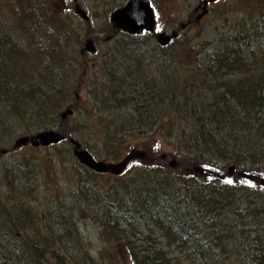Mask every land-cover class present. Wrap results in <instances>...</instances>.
Wrapping results in <instances>:
<instances>
[{
    "label": "rangeland",
    "instance_id": "rangeland-1",
    "mask_svg": "<svg viewBox=\"0 0 264 264\" xmlns=\"http://www.w3.org/2000/svg\"><path fill=\"white\" fill-rule=\"evenodd\" d=\"M171 1V6L165 5L164 8H161V12L157 9L158 31L171 33L172 30L178 29L177 26L164 28L162 21L169 14H173L182 22L181 19L188 12L180 0ZM184 1L192 2V0ZM126 2L127 0H77V3L89 15L90 21L86 22L76 13L73 0H0V38L5 41V44H2L6 48L4 50L12 49L15 53L13 59L16 61L19 59L25 63V66L35 65L36 71H39L35 72L34 66L31 72H20L24 75V79L20 80L18 84H21L24 90H29L32 87L39 88V86L46 88L48 85L54 84L61 91H68L71 97L68 105L76 102V93L78 94V106L74 107V114L66 122L62 131L78 141L87 140L88 145L84 148L97 160L118 162L129 151L138 148L147 152L146 157H151V160L148 161L159 163L165 169H172L168 160L174 157L179 161L173 151L172 143L177 139L178 131L172 133L165 140H161L163 143L161 142L160 145L163 147L159 151H156V148H152V146L144 147L147 139L140 138V141L128 150L106 152L100 143V139L98 140L100 131L96 130L95 132L87 123V121L93 122L95 116L107 117L109 113L108 110H92L96 98L94 91L100 87L102 90L105 88L109 91L114 88V84L105 81L102 74L104 72L103 67H106L105 71L109 68L115 70V63H117L115 57L119 55L118 48L124 42L128 41L127 44L129 45L141 46L142 49L140 48V53H137L136 57L140 59L137 62L142 72H149L152 75L161 74L157 61L151 57V52L159 46L153 34L147 33L136 36L132 41L121 33L116 34L111 41L105 39L112 34L109 20L111 12ZM253 31L264 32V0H220L201 22L191 25L186 30H180L179 38L166 50V53H174L175 56L187 63L198 61L201 66L204 65L202 71L206 72L205 64L218 45L226 42L229 37L237 33L246 32L254 35ZM89 37L96 41L97 52L95 54L81 52ZM252 40H254V47L259 53L258 56L261 57L264 50V42L262 41L264 40L261 37L259 42L255 41L254 37ZM39 43L43 47H40ZM0 49L3 51V47ZM250 52V49L244 50V56L249 58L248 67L258 64V68H261L259 71H263L264 64L261 61L257 63L254 59L252 60ZM45 53L50 55L51 63L58 62L61 69L67 67L71 70L65 76L62 75L60 79L57 78V84L50 78L49 69L43 68L40 63L41 57ZM113 60L115 61L112 62ZM176 60H169V63L174 62L167 65V71L164 72V75L179 68H181L180 72H185V68ZM160 65L163 68L161 63ZM192 66V71H196V66L194 64ZM255 72L257 70L253 69L250 74ZM2 73L0 75L3 78L11 75L10 72ZM239 77L241 76L237 71L217 70L214 75L209 73L206 86L208 91L215 90L217 94H220L221 91H225V89H220L221 86L229 81L236 82ZM34 94L35 98L39 96L37 93ZM47 98L48 101H51L52 96H47ZM0 106L9 108L6 103ZM128 107L126 106L125 109ZM64 108L46 111L40 117L41 127L31 126L29 121L19 119L15 126L12 123L15 120H7L6 124L11 126V137L8 135L10 131L0 132V137L5 138V140H0V147L10 149L9 153L0 156L1 203L9 209L17 204V197L23 195V208L30 209L34 215L33 219L35 218L36 221V225H26L20 229V234L24 238L34 240L40 238L45 248L49 246V248L54 249L56 254L60 252L65 260L62 264H67L74 254L78 256V259L75 260H79L82 264H135L134 258L131 256V248L143 256L147 255L148 264L159 263L158 260L156 262L154 259L158 253H161L158 255L159 259L165 264H248L247 256L255 254L257 252L256 244L258 245L259 240H264V224L260 222L264 217L257 212L258 207L264 204V187L260 182L253 183V180H246L253 182L252 184L248 183L251 185V191H245L241 188L244 184L240 182L243 178L238 176V173L242 171L236 167V174L231 177L228 176L229 167L232 165L230 163L223 169L204 166L203 164H183V171L189 172L187 176H189L188 178L193 177L194 183L199 181L207 184L211 182L229 184L228 181L224 182L228 177L234 182V189L230 191L233 195L231 198L232 207L231 209L229 207L226 212L232 227H228L229 230L221 231V238L225 240L224 243L229 244L226 256L221 253L208 259L200 258L194 253L193 247L181 244L179 240L169 234L167 229L169 220L165 221L166 216L158 219V221L154 219V221L150 215L145 214L136 219L133 228L128 229V226L123 225L121 231L114 232L105 226V222L100 219L102 216H98V212L95 210L81 211V200L77 193L79 189L78 178L85 171L74 157V146L69 140L47 148L27 145L11 150L16 140L21 136L33 135L40 131L60 130L63 126L60 113ZM239 109V106L234 105L233 111H238L239 117H244L245 115L241 114ZM115 112L119 113L118 111ZM9 126L6 125L7 128ZM162 154H167L168 160L160 159ZM114 155H117L116 159L111 158ZM144 160L132 161L125 175L123 174L124 177L126 173L130 176L136 175L139 167L143 165L141 162ZM195 166L209 168L226 176V178L212 177L216 179L214 181L199 173L194 174L189 169ZM252 173L258 178L264 179V169L261 168L258 171H252ZM96 174L95 179L97 178L96 180L105 190L121 183L118 182L119 176L110 173ZM170 175L174 179H178L182 175L185 176L179 171ZM132 178L138 181V177L133 176ZM135 180L130 182V186H132V192H128L130 194L137 189L138 184ZM222 203L225 205V201ZM59 207H62L61 211L64 214L55 213L60 209ZM250 211H254L255 215H248L251 213ZM239 217L246 220V225L249 228L246 231V236L250 241L247 242L245 238L244 243H240L239 247L234 248L232 246L234 239L240 233ZM1 222L0 220V224ZM253 240L254 244L251 245ZM129 242L131 243L129 244ZM250 245L252 249L248 248ZM47 257H51V255H47ZM54 262L52 264H58L57 261ZM0 264H8L2 260L1 251ZM42 264H51V261L45 259Z\"/></svg>",
    "mask_w": 264,
    "mask_h": 264
},
{
    "label": "trees",
    "instance_id": "trees-1",
    "mask_svg": "<svg viewBox=\"0 0 264 264\" xmlns=\"http://www.w3.org/2000/svg\"><path fill=\"white\" fill-rule=\"evenodd\" d=\"M263 33L255 31L252 35L245 32L229 37L209 56V61L205 64L206 72L202 71L204 65L201 66L198 61L187 63L174 53H166L173 43L167 47L157 46L151 52V57L159 65L160 75L142 72L137 62L140 59L136 57L137 53H140L141 46L129 45L128 41L121 44L118 48L119 55L115 57L117 61L115 70L109 68L105 71L104 66V72H102L105 81L114 84V88L109 91L105 88L102 90L100 87L94 91L96 98L93 95L95 105L92 110H108L109 113L107 117L95 116L93 122L87 121V123L95 132L100 131L98 140L100 139L106 152L128 150L139 142L140 138L147 139L144 147L152 146L159 151L163 147L160 145L161 140H165L178 131L179 136L172 143L173 151L179 158V161L177 160L179 167L174 170L165 169L159 163L148 161L151 160L148 156L141 162L143 165L139 167L136 175H133L135 178L138 177V181L128 173L124 177V173L118 177L120 184L105 190L95 179L96 172L81 165L85 171L78 178L77 193L81 200V211L95 210L98 216H102L99 218L105 222V226L114 232L121 231L125 225L128 229L133 228L136 219L145 214L156 221L166 216L165 221L169 220L167 228L169 234L181 244L193 247L194 253L200 258L208 259L221 253L226 256L229 244L224 243L221 231L232 227L226 212L229 207L230 209L232 207L233 195L230 191L234 189V182L228 177L224 182L231 181L229 184L223 182L207 184L199 181L194 183L193 177L188 178L189 172L183 171L182 167L184 163H188L223 169L230 163L235 164L239 171L249 173L264 169V70L259 71L261 68H258V64L248 67L249 58L244 56V50L250 49L251 59L264 64V50L259 57L252 40L253 37L257 42L261 41L260 37L264 40ZM123 35L131 41L136 38L124 33ZM2 44H5V41L0 38V48L3 47V51L0 49V74L10 72L12 76L3 78L0 75V105L6 103L9 106L7 109L0 106V132L10 131L11 126L6 124L7 120H15L12 122L15 126L19 119L29 121L31 126L41 127L40 117L46 111L64 108L71 97L68 91H61L54 84L46 88L39 86V88L32 87L24 90L23 86L18 84L24 79V75L20 72H31L35 65L25 66V63L19 59L16 61L13 59L15 54L13 50H4L6 48ZM39 46L43 47L41 43ZM50 59V55L45 53L40 63L43 68L49 69L50 78L57 84L58 79L71 70L67 67L61 69L60 63L56 61L51 63ZM175 59L185 68V72H180L181 68H179L164 75L167 65L174 62L169 63V60ZM193 64L197 72L192 71ZM36 69L35 66V72H39ZM253 69L257 72L250 74ZM217 70L237 71L241 77L237 78L236 82L225 83L220 87L225 91L217 94L215 90L208 91L206 86L209 73L214 75ZM34 93L39 96L35 98ZM47 96H52L51 101H48ZM233 102L236 107H240L239 111L245 115L244 117H239V112L233 111ZM71 105L76 107L78 103ZM126 106L129 107L125 109ZM61 121L63 123L62 119ZM6 125L9 127L7 128ZM65 125L66 123H63L61 131ZM8 135L11 137L12 131ZM0 140L5 138L0 137ZM80 142L83 148L88 145L87 140L83 139ZM169 145L172 144L169 143ZM111 158L116 159L117 155ZM255 158L257 159L254 160ZM178 171L185 176L174 179L170 174ZM189 171L193 172L192 168ZM194 174L192 175L195 176ZM212 177L207 178L216 181ZM259 179L255 178L254 182L242 179L240 182L244 185L241 188L251 191L250 184L259 182ZM134 180L138 184L137 189L130 194L128 193L132 190L130 182ZM119 190L121 191L118 193ZM22 199L23 195L17 197V204L9 209L0 200L2 260L8 264H42V261L47 259L51 261V264L54 261L62 264L65 260L60 252L56 254L49 246L45 248L40 238L26 239L20 234L22 227L36 225L32 211L23 208ZM222 201H225V205ZM59 208L55 213L64 214L61 211L62 207ZM257 212L264 217V204L258 207ZM253 214L255 215L254 211L248 215ZM238 220H240L238 224L240 233L234 239L232 245L234 248L244 243L245 238L247 242L250 241L246 236V231L249 230L246 220L243 217L242 219L239 217ZM260 222L264 224V219ZM253 244L254 240L251 245ZM251 245L248 246L249 249H252ZM255 248L257 252L247 256V263L264 264V240H259ZM159 254L161 253L156 254L154 259L156 262L158 260L157 264H165L159 259ZM131 256L135 264L137 262L146 264L148 261L147 255L143 256L132 248ZM77 257L74 254L67 264L75 262L82 264L79 260H75L78 259Z\"/></svg>",
    "mask_w": 264,
    "mask_h": 264
},
{
    "label": "water",
    "instance_id": "water-1",
    "mask_svg": "<svg viewBox=\"0 0 264 264\" xmlns=\"http://www.w3.org/2000/svg\"><path fill=\"white\" fill-rule=\"evenodd\" d=\"M204 3L208 1L217 0H202ZM76 13L86 22L90 21L88 13L79 5H75ZM110 21L115 29V31H122L128 33L129 35L139 36L145 31L154 32L156 27L155 16L153 9L150 6L148 0H129V2L122 8L116 9L110 16ZM179 37V31H173L171 34L162 32L156 34L157 42L160 46H168L173 39ZM111 37L106 38L109 41ZM97 51L96 43L93 38H87L85 47L82 49V53H95ZM77 101H79L78 94L76 93ZM74 114L73 105L68 106L60 114L63 123L69 116ZM69 136L64 134L61 130H47L40 131L33 135H25L19 137L11 150H16L17 148L31 145L33 147H49L52 145H57L67 139ZM70 143L74 146L73 155L77 158L78 162L87 167L88 169L96 173H110L112 175L120 176L124 174L127 170L129 164L134 160H144L146 158L147 152L143 149L134 148L129 153L118 162H106L97 160L87 149L83 148L80 141L75 138L69 139ZM10 149L0 147V156L9 153ZM162 160H168L167 154H162ZM168 164L172 169H177L179 167V162L176 158L172 157L168 160ZM194 173H199L204 176H214L216 178L225 179L226 176L219 174L211 169L205 167L195 166L192 168ZM236 166L232 164L229 167L228 176L231 177L236 173ZM238 176L246 180H254L255 175L247 172H239ZM260 184L264 187V179L259 180Z\"/></svg>",
    "mask_w": 264,
    "mask_h": 264
},
{
    "label": "flooded vegetation",
    "instance_id": "flooded-vegetation-1",
    "mask_svg": "<svg viewBox=\"0 0 264 264\" xmlns=\"http://www.w3.org/2000/svg\"><path fill=\"white\" fill-rule=\"evenodd\" d=\"M73 1L75 2V5L78 4L77 0H73ZM148 1L150 3V6L153 9V13H154V16H155L156 27H155V31L154 32L145 31L142 35L149 33V34H153L156 37V34H158V33H162V32L167 33L166 31H158L157 30L158 22H159L157 9L161 12V8H164L165 5H167V6L170 5L171 6L172 1L171 0H148ZM219 1L220 0L208 1L207 3H204L202 0H192V2H185L184 0H180V3L182 4V6L183 7L185 6L187 8V10H188L186 16L183 19H181L183 21L181 22L179 19H177V17L175 15L169 14L166 17V19L164 21H162L163 27L164 28H175L177 26L178 29H176V31H179V36H180V30H186L187 28L191 27V25H194V24H197V23L201 22L204 19V17L210 13L211 8L214 5L218 4ZM128 2H129V0H127V2L124 5H122V6L118 7V8L124 7ZM118 8H116V9H118ZM116 9H114L111 12V14ZM111 14H110V16H111ZM109 20H110V17H109ZM110 24H111V27H112V34H110L109 36L106 37V38L111 37V39L109 41H111L115 37L116 34H118V33L123 34L124 33L122 31H115L111 21H110ZM173 31H175V29L172 30V32ZM171 33H168V34H171ZM124 34L129 35L128 33H124ZM130 36H133V35H130ZM139 36H141V35H139ZM134 37H136V36H134ZM89 38H91V37H89ZM175 40L176 39H173L171 41V43H173ZM94 41H95V39H94ZM95 43H96V41H95Z\"/></svg>",
    "mask_w": 264,
    "mask_h": 264
},
{
    "label": "bare ground",
    "instance_id": "bare-ground-1",
    "mask_svg": "<svg viewBox=\"0 0 264 264\" xmlns=\"http://www.w3.org/2000/svg\"><path fill=\"white\" fill-rule=\"evenodd\" d=\"M96 48H97V45H96ZM97 52V51H96ZM95 52V53H96ZM95 53H91V54H95ZM240 105V104H239ZM179 136V135H178ZM79 174V173H78ZM86 176V175H85ZM97 179V178H96ZM152 179V178H151ZM178 185V184H177ZM169 186V185H168ZM116 187V186H115ZM123 187V186H122ZM30 188V187H29ZM148 191V190H147ZM166 191V190H165ZM179 191V190H178ZM148 193V192H147ZM146 195V194H145ZM166 196V195H165ZM213 198V197H212ZM53 235V234H52ZM141 240V239H140ZM204 264V263H203Z\"/></svg>",
    "mask_w": 264,
    "mask_h": 264
},
{
    "label": "snow or ice",
    "instance_id": "snow-or-ice-1",
    "mask_svg": "<svg viewBox=\"0 0 264 264\" xmlns=\"http://www.w3.org/2000/svg\"><path fill=\"white\" fill-rule=\"evenodd\" d=\"M229 183H231V181H229Z\"/></svg>",
    "mask_w": 264,
    "mask_h": 264
}]
</instances>
